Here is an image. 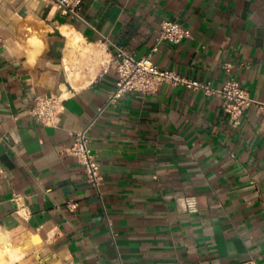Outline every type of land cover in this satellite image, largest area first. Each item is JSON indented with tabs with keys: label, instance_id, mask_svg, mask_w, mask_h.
Segmentation results:
<instances>
[{
	"label": "crops",
	"instance_id": "1",
	"mask_svg": "<svg viewBox=\"0 0 264 264\" xmlns=\"http://www.w3.org/2000/svg\"><path fill=\"white\" fill-rule=\"evenodd\" d=\"M80 1L76 18L0 0L2 264H264V109L235 123L221 98L169 83L115 97L112 66L116 46L264 103V0ZM168 21L191 37L158 41ZM49 95L56 126L29 114ZM86 127L98 191L70 152Z\"/></svg>",
	"mask_w": 264,
	"mask_h": 264
},
{
	"label": "built area",
	"instance_id": "2",
	"mask_svg": "<svg viewBox=\"0 0 264 264\" xmlns=\"http://www.w3.org/2000/svg\"><path fill=\"white\" fill-rule=\"evenodd\" d=\"M64 15H73L78 17L77 11L80 8V0H52ZM191 37L189 29L175 21L164 22L161 25V31L158 41H167L172 44H179L185 39ZM115 49V59L113 61L114 70L118 74L117 90L115 97L120 96L125 91L150 92L156 89L162 83L180 85L192 91H199L207 96L219 97L223 100V109L235 119L238 118L243 110L255 103L259 109H264V103H257L251 100L235 80H228L221 88H213L208 83L187 80L179 75L159 70L151 61L150 55L142 59H135L132 55L126 53L121 48L113 46ZM156 49H154L155 51ZM63 99L61 96H40L35 99L34 105L29 110L30 116L45 126H56L59 113L63 109ZM264 127V121H262ZM88 129L75 133L74 144L70 149L71 155L77 158L83 166L87 181L97 191L101 183L99 166L88 147ZM73 208L75 205H70ZM248 264H255L250 262Z\"/></svg>",
	"mask_w": 264,
	"mask_h": 264
},
{
	"label": "bare ground",
	"instance_id": "3",
	"mask_svg": "<svg viewBox=\"0 0 264 264\" xmlns=\"http://www.w3.org/2000/svg\"><path fill=\"white\" fill-rule=\"evenodd\" d=\"M72 33H73V35L76 36L75 39L77 42L83 41L82 38L78 34H76L74 31H72ZM88 53H89L88 49L83 50V56H87ZM70 73H72V72L70 71ZM70 75H71L72 82H74L76 76L74 74H70ZM15 253H16V251L11 247L10 244H7L4 247V249L0 248V264H2L4 262L6 254H9L10 257H13V256H15L14 255Z\"/></svg>",
	"mask_w": 264,
	"mask_h": 264
}]
</instances>
